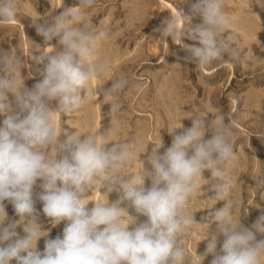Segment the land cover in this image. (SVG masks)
<instances>
[{"label": "clouds", "instance_id": "9594fccd", "mask_svg": "<svg viewBox=\"0 0 264 264\" xmlns=\"http://www.w3.org/2000/svg\"><path fill=\"white\" fill-rule=\"evenodd\" d=\"M94 2L78 0V6L63 7L49 25L38 28L46 40L58 38L59 48L52 47L42 79L31 88L16 76L26 65L22 55L0 47V116H4L0 122V264L13 260L16 264H190L183 242L197 222L184 206L198 191L197 178L209 180L203 177L205 171L210 173L209 190L214 193L208 200L224 204L208 212L207 223H199L215 224L216 234L209 235L208 227L206 251L197 256L204 259L211 254V264H264V239L257 238L264 236V215L250 228L232 219L234 201L226 165L234 156L233 133L223 114L210 121L193 116L191 127L175 134L162 154L158 151L162 140L151 151L147 156L150 167L140 157L134 159L136 142H104L108 134H116L118 120L83 139L73 134L64 142L59 140L55 117L79 110L95 95L88 87L90 81L108 67L95 58L96 42L106 33L94 32L84 23V9ZM191 12L202 21L195 28L186 29L190 18L177 10L153 31L160 34V40L170 37L185 49V59L197 68L213 62L231 67L225 55L235 58L236 54L220 38L231 26L223 0H194ZM16 15L15 0H0V24L11 25ZM186 32L198 44H184ZM125 89L131 90L129 81L121 76L102 92L111 97ZM9 93L15 108L9 103ZM120 107L113 103L110 112ZM192 111L200 110L194 107ZM208 132L211 136L205 138ZM64 151L68 154L58 160ZM134 165L139 168L135 174L119 175ZM146 180L151 182L149 187ZM37 181L41 191L34 199ZM92 187L116 192L118 199L88 208L84 194ZM37 200L51 224L68 221L62 236L45 238L42 252L37 249L42 238ZM5 201L14 207L19 221L8 218ZM129 208L146 220L137 223L138 216L131 215ZM17 223L23 225V237L17 236ZM219 235L224 239L217 251Z\"/></svg>", "mask_w": 264, "mask_h": 264}, {"label": "rangeland", "instance_id": "374dc122", "mask_svg": "<svg viewBox=\"0 0 264 264\" xmlns=\"http://www.w3.org/2000/svg\"><path fill=\"white\" fill-rule=\"evenodd\" d=\"M223 1L231 26L220 38L229 43L236 54L235 58L225 55V60L230 61L231 67H221L218 66L220 62H213L211 66L200 69L185 59L188 55L185 49L175 44L170 37L167 41L160 40V34L153 31L170 15L175 16L177 10L190 18L186 29L199 25L201 18L191 12L190 6L194 0H95L91 7L84 9V23L94 32L107 33L96 42L95 58L106 62L108 67L98 77L96 92L92 80L88 86L97 96L92 95L79 110L60 114L55 120L57 130L61 132V142L69 135H82L83 139V135L105 131L112 127L113 121L118 120L116 134H108L104 142L134 141L138 144L135 155H139L155 151L160 144L156 143L155 148L156 144L146 136L154 133L156 118L158 133L163 138L162 145L166 146L158 150L162 154L171 146L175 134L191 127L193 116L210 121L223 114L225 121L230 122L233 133L234 156L226 165V174L232 184L231 199L234 201L232 219L250 228L264 215V183H261L264 181V0H256L258 12L251 17L248 13L242 15L238 12V7L249 0ZM15 5L16 20L11 25L0 24V47L5 50L11 48L22 55L26 65L16 76L25 87L31 88L42 79L41 72L48 63L52 47L59 48L58 38L46 40L38 32V28L49 25L63 7L78 6V0H15ZM240 22L246 23L240 25ZM183 43L198 44L188 38L187 32ZM248 68L252 71H248ZM121 76L127 77L131 90L125 89L111 97L104 96L102 89ZM112 102L121 105L118 112H110ZM9 103L15 108L11 93ZM52 104L55 106L56 102L53 101ZM100 107L101 114L98 110ZM194 107L200 111L194 113ZM3 119L4 116H0V122ZM182 125L183 128H180ZM210 136L211 132H208L205 138ZM67 154L66 151L61 152L57 159H62ZM136 156L134 159L139 158ZM140 159L145 160L146 167H150L147 156ZM138 170V165H134L125 168L119 175H133ZM203 177L209 180L197 178L198 191L184 206L185 213L194 215L197 222L191 226L190 234L183 242L190 264H201V261L202 264H211V254L204 256V259L197 256H203L206 251L207 240L204 239L209 227L199 223H207L204 217L208 212L224 204V201L208 200L214 195L209 190V183L212 182L210 173L205 171ZM39 183L37 181L33 189L34 199L35 194L41 191ZM150 183V180H146L145 186L149 187ZM118 196L116 192L108 194L98 187H92L84 194V202H90L87 207L91 208L93 203L114 202ZM4 203L8 218L13 222L19 221L20 217L16 215L14 207L7 201ZM35 206L40 212L38 219L42 237L37 243V249L42 252L45 238L62 236L68 221H62L59 225L51 224L49 218L43 215V205L38 200ZM128 210L131 215L138 216L133 209ZM145 220L146 217L138 216L137 223ZM132 223L131 218H127V224ZM15 231L18 237L25 235L21 223H17ZM212 234H216L215 224L209 227V235ZM257 238L264 239V236ZM223 239V235L218 236L217 251ZM10 264H16V261L13 260Z\"/></svg>", "mask_w": 264, "mask_h": 264}, {"label": "bare ground", "instance_id": "6f19581e", "mask_svg": "<svg viewBox=\"0 0 264 264\" xmlns=\"http://www.w3.org/2000/svg\"><path fill=\"white\" fill-rule=\"evenodd\" d=\"M258 1V0H257ZM224 2V1H223ZM129 5V4H128ZM140 5V4H139ZM139 5H137V6H139ZM231 5V4H230ZM191 7V6H190ZM141 9H144V8H141ZM264 9V8H263ZM238 12H241L242 13V15H243V13H248V15H249V17H251V16H253V15H255L257 12H258V6H257V2H256V0H253L252 2H250V0H249V2H245V5H240L239 7H238ZM237 12V11H236ZM240 13V14H241ZM234 14V13H233ZM237 14V13H236ZM199 17V16H198ZM245 18V17H244ZM239 19V18H238ZM243 20V19H242ZM241 23H246V22H240V25H241ZM133 24V23H132ZM237 24H239V23H237ZM243 26H246V24L245 25H243ZM109 31V30H108ZM123 31V30H122ZM106 35H107V33H106ZM247 36H249V35H247ZM253 36V35H252ZM252 36H251V38H252ZM108 37V36H107ZM250 37V36H249ZM247 38V37H246ZM254 38V37H253ZM252 38V39H253ZM104 39H105V37H104ZM105 40H107V38L105 39ZM232 40V39H231ZM98 41H100V40H98ZM242 44V43H241ZM239 45V44H238ZM252 49V48H251ZM250 49V50H251ZM108 54V53H107ZM252 54H255V53H252ZM157 55V54H156ZM127 56V55H126ZM125 56V57H126ZM116 57H118V56H116ZM114 61H116V60H114ZM262 63V62H261ZM244 66H246V64L244 65ZM179 67V66H178ZM246 69V68H245ZM251 69H249L248 68V71H250ZM247 71V69L245 70V72ZM252 71V70H251ZM250 71V72H251ZM246 74V73H245ZM176 76H177V74H176ZM113 81V80H112ZM164 81V80H163ZM169 84V83H168ZM92 85H93V88H94V90H95V92L97 91V85H98V77H94L93 79H92ZM109 87V86H108ZM172 88V87H171ZM160 90V89H159ZM259 94V93H258ZM118 95V94H117ZM253 95H254V93H253ZM256 95V94H255ZM260 95V94H259ZM96 96H97V94H96ZM105 96V95H104ZM258 97V96H257ZM104 98V97H103ZM264 98V97H263ZM113 99H115V98H113ZM262 99V98H261ZM145 102V101H144ZM113 103V102H112ZM187 104V103H186ZM89 105V104H88ZM101 105V104H100ZM155 106V105H154ZM168 106V105H167ZM170 106V105H169ZM155 107H157V106H155ZM89 108V107H88ZM101 108L102 107H100V108H98V110H99V112H100V114H101ZM105 108H106V106H105ZM158 108V107H157ZM207 108H209V107H207ZM145 109V108H144ZM210 109V108H209ZM97 111V110H96ZM145 111V110H144ZM108 112V111H107ZM190 112V111H189ZM212 112V111H211ZM157 114V113H156ZM155 114V115H156ZM199 114V113H198ZM113 115V114H112ZM157 116V115H156ZM158 116H159V114H158ZM97 117V116H96ZM100 117V116H99ZM107 117V116H106ZM154 117V116H153ZM112 118V117H111ZM155 118V117H154ZM246 118V117H245ZM97 119H98V117H97ZM97 119H96V121H97ZM158 118H156V123H155V126H153L154 127V131H153V129H152V131L154 132L151 136L150 135H146V136H149L150 138H151V141H152V143H160V141L162 140V143H163V138H161L160 137V135H159V129H158ZM98 122V121H97ZM256 122V121H255ZM104 123V122H103ZM262 123V122H261ZM101 124V123H100ZM108 124V123H107ZM106 124V125H107ZM110 124V123H109ZM257 124H258V122H257ZM98 125V124H97ZM99 126V125H98ZM100 127L102 128V126L100 125ZM153 127H151V128H153ZM163 127V126H162ZM101 128H100V130H101ZM106 128V127H105ZM99 129V128H98ZM104 129V128H103ZM135 129V128H134ZM96 130H97V128H96ZM151 130V129H150ZM150 130H149V133H150ZM146 134V133H145ZM113 136V135H112ZM132 138H133V136H132ZM145 138V137H144ZM146 139H148V137H146ZM145 139V140H146ZM110 140V139H109ZM124 140V139H123ZM137 140V139H136ZM150 140V139H149ZM125 141V140H124ZM127 141V140H126ZM146 144L147 143H149V142H145ZM156 146H157V144L155 145V148H156ZM158 146H159V144H158ZM157 146V147H158ZM163 146V145H162ZM164 147V146H163ZM166 147V146H165ZM164 147V148H165ZM136 153H137V151H136ZM151 153V151H149V152H142V153H140L139 155H134V157L136 156V157H145V156H148L149 154ZM95 189V188H94Z\"/></svg>", "mask_w": 264, "mask_h": 264}]
</instances>
